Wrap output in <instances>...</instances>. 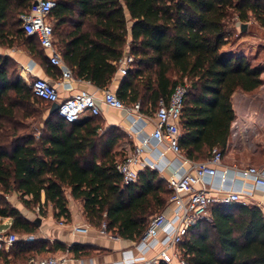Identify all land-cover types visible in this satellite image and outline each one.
I'll list each match as a JSON object with an SVG mask.
<instances>
[{"label": "trees", "instance_id": "1", "mask_svg": "<svg viewBox=\"0 0 264 264\" xmlns=\"http://www.w3.org/2000/svg\"><path fill=\"white\" fill-rule=\"evenodd\" d=\"M55 2L49 14L54 43L76 77L108 88L124 57L131 55L115 92L125 104L139 102L141 111L155 113L159 100H168L175 86L186 81L182 152L193 160L194 150L205 153L225 146L233 116L231 96L237 89L256 90L262 84V69L249 56L222 48L238 20H255L264 27V0ZM31 4L32 0H0V45L25 49L47 65L38 38L22 27L20 17ZM18 72L11 57L0 55V217L12 220L5 233L33 235L38 229L7 194L16 192L26 207L37 208L43 216L52 207L55 217L61 218L69 217L70 189L83 201L93 225L100 228L106 221L112 234L141 239L150 218L169 204L171 191L153 170L140 172L135 183L125 184L116 167L124 153L114 151L120 135L101 134L100 115L68 122L58 112L50 113L52 103L37 96ZM31 117L42 123L38 134L20 132L29 127L24 120ZM211 215L180 244L186 264H264L260 206L216 204ZM57 249L66 246L19 238L0 255H23L24 260V254ZM72 249L75 256L88 252L81 244Z\"/></svg>", "mask_w": 264, "mask_h": 264}, {"label": "crops", "instance_id": "2", "mask_svg": "<svg viewBox=\"0 0 264 264\" xmlns=\"http://www.w3.org/2000/svg\"><path fill=\"white\" fill-rule=\"evenodd\" d=\"M131 23L129 22V24ZM243 24L240 20L236 22L238 34L234 33L235 38L232 36L229 38L222 48L223 52L247 56L252 52V46L246 42H241L247 34V23H245V27ZM240 35L242 36L239 37ZM44 51L49 61L47 65H43L25 49L8 48L0 45V55L9 56L17 63L19 77L24 82L28 84L34 76L43 77L57 86L61 98H67L84 89L101 100L105 90L117 91L125 74L121 70V67L126 65L123 63L108 88H100L90 81L76 77L74 74L72 78L64 80L63 66L52 64L50 52ZM58 53L60 54L59 51ZM253 65L262 69V84L252 92L237 89L232 94L230 100L233 116L230 121L226 144L221 148L224 151L222 165L218 167L216 175L207 176L204 181L210 188L222 189V192L228 190L245 191L251 196L250 202L260 206L264 211V186L258 185L252 175H245L243 172L249 166H256L264 171V65ZM90 116L83 115L80 120ZM100 118L102 119L100 133L108 134L114 131L119 134L121 139L115 145L114 151L122 152L124 156L145 138H149V147L141 155L137 169L139 173L146 170L157 172L159 181L171 191L168 187V181L181 173L186 165H184L182 157L152 137V132L156 126L154 112H143L141 109L129 112L102 104ZM210 153V149L205 153L194 150L193 161L204 162ZM183 155L187 157L185 153ZM66 195L69 217H55V211L50 207L47 214L41 218V225L38 226L36 233L33 234L37 241H45L49 245L61 243L66 246V250H47L36 252L37 254L63 253L68 258L63 264H117L124 259L142 260L151 257L163 248L162 241L167 237L165 230L159 233L155 247L147 252H143L139 245L140 239L123 238L114 234L113 237H109L100 234L99 228L89 222L86 217L83 201L75 199L71 195L70 189L66 190ZM161 212L170 214L169 204ZM11 222L10 218L0 217V232L8 230ZM85 222L91 225V231L88 234H79L73 230L74 224ZM75 244L84 245L87 248V254L75 256L72 249Z\"/></svg>", "mask_w": 264, "mask_h": 264}, {"label": "built area", "instance_id": "3", "mask_svg": "<svg viewBox=\"0 0 264 264\" xmlns=\"http://www.w3.org/2000/svg\"><path fill=\"white\" fill-rule=\"evenodd\" d=\"M55 6V0H32L30 9L23 13L20 18L26 34L38 38L41 46L50 52V62L57 66H63V79L68 80L73 77V73L56 49L53 25L49 20V14ZM132 60L131 55L124 57L122 64L126 65L121 67L123 73L126 72V67ZM28 85L40 98L50 103L57 102L59 104V116L68 122H77L83 115H100L102 104L129 112L140 109L139 102L127 105L114 91L109 89L105 90L103 98L99 100L94 94L84 89L67 98H61L57 86L39 76L32 77ZM188 89L185 82L178 83L168 100L164 98L159 100L154 113L156 126L152 132V137L182 157L184 165H186L181 173L168 181V187L171 189L169 200L171 213L159 212L153 215L140 239L139 245L143 252H147L155 247L159 233L165 230L167 237L162 241L163 248L151 257L142 260L124 259L117 264H161L162 262L186 264L182 259L180 244L192 228L203 221L211 220V209L214 205L231 203L248 205L251 203V196L245 191L228 190L222 192V189L210 188L204 181L207 176L216 175L218 167L222 165L224 152L221 149L214 147L211 156L204 162H195L183 155L180 147V120ZM149 144V138H145L117 163L116 167L125 184L135 183L138 180L139 170L137 166L140 163L141 155L149 147ZM243 172L245 175H252L258 185L264 186L263 170L256 166H249ZM73 230L79 234H88L91 231V225L86 222L74 224ZM5 232L6 230L0 232V250L8 249L13 242L19 239L16 233L6 234ZM99 232L104 236H114L108 231L106 221L101 224ZM34 238V235H27L24 240L32 241ZM67 259L65 255L59 257L34 256L23 264H63Z\"/></svg>", "mask_w": 264, "mask_h": 264}, {"label": "rangeland", "instance_id": "4", "mask_svg": "<svg viewBox=\"0 0 264 264\" xmlns=\"http://www.w3.org/2000/svg\"><path fill=\"white\" fill-rule=\"evenodd\" d=\"M234 33L238 34V29L236 27ZM232 34V37L235 38V34ZM246 35L245 37H243L244 39H242L241 42H246L248 43V45L252 46V52L249 53V57L252 60L253 64H260V65H264V27L261 26L258 22H256L255 20H250L247 22V28H246ZM242 35H240L239 37H241ZM232 40V39H231ZM185 83L188 85L189 88V83L185 81ZM24 123L26 124V126L29 127H21L20 132H33V131H37L40 126L42 125V123L40 122V120L35 119V118H30V119H26L24 120ZM38 134V131H37ZM6 197L8 198L9 202L17 207L22 213L23 215L28 219L34 222L35 219L37 218H42L43 215L39 214V211L37 208H28L26 207L23 202L21 201V199L19 198V195L16 192H11L9 194L6 195ZM99 228V227H98ZM9 232V230H8ZM11 233H16L18 238H22L24 239V237L27 236V234H21L18 232H12ZM35 240V239H33ZM32 240V241H33ZM64 255L63 253L60 252H52V253H41V254H37L36 252H30L27 255L24 254V256H27L24 260H22V256L20 257H16V256H2L0 255V264H23V262L28 258L31 257H49V256H62Z\"/></svg>", "mask_w": 264, "mask_h": 264}, {"label": "water", "instance_id": "5", "mask_svg": "<svg viewBox=\"0 0 264 264\" xmlns=\"http://www.w3.org/2000/svg\"><path fill=\"white\" fill-rule=\"evenodd\" d=\"M243 27H245V23L243 24ZM58 107H59V104L57 102H53L52 105H51V108H50V113H55V112H58ZM34 222L40 226L41 225V218H37L34 220Z\"/></svg>", "mask_w": 264, "mask_h": 264}]
</instances>
